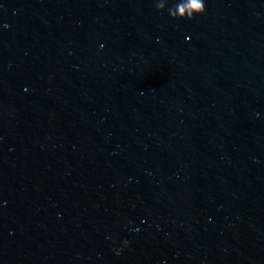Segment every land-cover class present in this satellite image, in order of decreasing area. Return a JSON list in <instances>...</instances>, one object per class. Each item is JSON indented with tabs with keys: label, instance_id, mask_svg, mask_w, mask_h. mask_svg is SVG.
Returning a JSON list of instances; mask_svg holds the SVG:
<instances>
[{
	"label": "water",
	"instance_id": "1",
	"mask_svg": "<svg viewBox=\"0 0 264 264\" xmlns=\"http://www.w3.org/2000/svg\"><path fill=\"white\" fill-rule=\"evenodd\" d=\"M203 2L0 0V264H264V0Z\"/></svg>",
	"mask_w": 264,
	"mask_h": 264
},
{
	"label": "clouds",
	"instance_id": "2",
	"mask_svg": "<svg viewBox=\"0 0 264 264\" xmlns=\"http://www.w3.org/2000/svg\"><path fill=\"white\" fill-rule=\"evenodd\" d=\"M178 9V15L179 13H182L185 10L191 9L195 11L197 14H202L205 10V5L203 0H188V3L185 5H180L179 3L174 5ZM193 18V15H189L186 19L191 20ZM179 19H185L183 17H180Z\"/></svg>",
	"mask_w": 264,
	"mask_h": 264
}]
</instances>
